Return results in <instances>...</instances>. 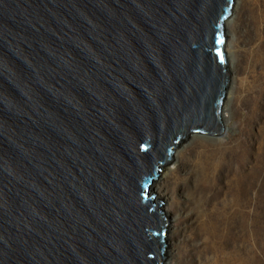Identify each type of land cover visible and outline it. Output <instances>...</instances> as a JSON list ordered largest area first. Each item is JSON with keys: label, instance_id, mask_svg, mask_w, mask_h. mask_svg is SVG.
<instances>
[{"label": "water", "instance_id": "obj_1", "mask_svg": "<svg viewBox=\"0 0 264 264\" xmlns=\"http://www.w3.org/2000/svg\"><path fill=\"white\" fill-rule=\"evenodd\" d=\"M234 0H0V264H163L152 182L224 134Z\"/></svg>", "mask_w": 264, "mask_h": 264}, {"label": "rangeland", "instance_id": "obj_2", "mask_svg": "<svg viewBox=\"0 0 264 264\" xmlns=\"http://www.w3.org/2000/svg\"><path fill=\"white\" fill-rule=\"evenodd\" d=\"M233 13L226 50H235L228 87L234 99L225 98L223 103L226 133L219 137L191 134L175 150H179L177 157L174 151L172 163L164 167L173 168L170 176L155 185L165 200L159 201H167L163 264L168 259V264H198L204 229L232 243L223 250L228 258L235 252L234 239L240 232L248 235L242 222L253 227L255 264H264V64L258 70L262 79L256 94L239 90L253 75L247 55L258 35L264 45V0H236ZM225 201L230 209H222ZM231 213L241 217L238 228L227 225Z\"/></svg>", "mask_w": 264, "mask_h": 264}, {"label": "bare ground", "instance_id": "obj_3", "mask_svg": "<svg viewBox=\"0 0 264 264\" xmlns=\"http://www.w3.org/2000/svg\"><path fill=\"white\" fill-rule=\"evenodd\" d=\"M249 3V1H246ZM236 0H234V6H233V11L232 14L229 18L224 23V28H225V34L226 32L230 30L232 25L234 24V7H235ZM256 28H258L259 20L256 19ZM227 32V33H228ZM259 36V35H258ZM257 36V42L254 44V48L252 52L247 55L249 58V72L252 71L253 75L251 77V74L249 73L251 80L248 82H245V85L241 84L239 86V90H242L244 88V91L249 95V94H256V89L258 90V83L260 82V79H262V74H259V69H262L263 64H264V45L263 42L258 38ZM235 50L234 49H227L226 50V57H227V63L228 67L229 64L232 65L233 62L235 61ZM234 60V61H233ZM233 67V66H232ZM226 98L228 99H234V96L232 95V88L227 90ZM223 115V108L221 111V121L224 126V133H226V124H225V119ZM175 151V150H174ZM179 150L174 152V157H177ZM173 168L167 167L164 168L160 173L159 177L157 180H154L150 186L149 190V195H155L154 201L157 202L159 200L165 201L163 197L158 193V190L156 189L155 185L159 182H161L162 179L165 177H169ZM197 193V190H195ZM165 204H162V206L159 208L163 214L168 215V212L166 210V205L167 201L164 202ZM222 209L227 210L230 209L229 204L225 201L222 204ZM233 215L234 217H231ZM229 214L226 218H228L230 221L227 224L229 228L237 227L240 222V215H236L231 213ZM236 215V216H235ZM242 224L245 226V229L247 230L248 235L244 237L243 233L240 232V234L234 239L235 245L234 249L235 252L234 254L229 256L227 258L226 254L223 252V250H226L228 246H232V243H229L227 240L226 242L224 239L222 241L219 240L217 233H214L212 231H208L207 229H204L200 234H201V245L200 250H199V260L198 264H255V252H254V243H255V238H254V231L252 224L248 225V223L245 222V224L242 222ZM167 244V242H166ZM167 255V251H166ZM169 261L166 260L164 264H168L167 262Z\"/></svg>", "mask_w": 264, "mask_h": 264}]
</instances>
